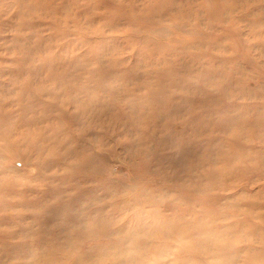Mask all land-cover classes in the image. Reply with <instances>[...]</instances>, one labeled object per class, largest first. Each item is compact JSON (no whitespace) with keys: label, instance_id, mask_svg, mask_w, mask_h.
<instances>
[{"label":"rangeland","instance_id":"obj_1","mask_svg":"<svg viewBox=\"0 0 264 264\" xmlns=\"http://www.w3.org/2000/svg\"><path fill=\"white\" fill-rule=\"evenodd\" d=\"M36 2L45 7L29 9ZM260 7L258 0H1L0 131L16 134L24 158L0 186V264L32 250L56 264L97 234H127L128 264H175L189 250L206 264H259L245 226L264 228V184L228 177L264 138V123L256 124L264 117V39L260 22L254 35L246 30ZM179 69L180 80L159 84L157 72ZM156 86L169 101L150 102ZM173 106L167 126L204 111L213 120L193 117L155 137ZM232 117L238 121L227 122ZM124 123L138 139L126 130L118 136L119 145L135 146L113 157L116 183H99V161L81 173L82 143ZM228 220L236 227H221Z\"/></svg>","mask_w":264,"mask_h":264},{"label":"clouds","instance_id":"obj_2","mask_svg":"<svg viewBox=\"0 0 264 264\" xmlns=\"http://www.w3.org/2000/svg\"><path fill=\"white\" fill-rule=\"evenodd\" d=\"M257 0H253L256 3ZM258 3L264 4V0H258ZM231 6V5H229ZM249 6H252L251 4ZM260 22L261 27L255 30L260 32L259 39H264V7L258 8V11L252 16L248 17L246 29L249 31V35H254L252 28ZM139 56V53L137 54ZM261 70L264 71V65H261ZM131 69L129 72L131 73ZM177 115L176 107L162 112L160 116V127L156 133L157 135H164L169 132L174 126L183 125L193 117H202L204 121L211 122L213 120L212 113L210 111H204L199 113H193L191 118H185L179 123L171 126H167L166 122ZM118 128H122L120 132L113 133L112 129H108L100 137L97 138V142L87 143L83 142L81 147L86 153L81 163L83 165L81 173L86 171V166L90 163L99 161L102 165L100 174L97 179L102 185H111L116 183V170L111 166L114 163L113 157L123 155L128 152L130 148L135 145L118 144V136L124 134V130L128 131L134 139H138L137 133L132 131L133 125L124 123L117 125ZM15 133L4 129L0 131V186L7 188L9 186V173L20 172L14 165L18 159H23V148L15 140ZM140 135H143L141 132ZM260 144V149L255 152H247L243 156L239 157L232 167L235 169V173L228 177L230 180H243L251 179L255 177L257 183L264 184V139L257 141ZM37 167H41L43 161L37 158L33 161ZM120 172H124V169H120ZM80 173V174H81ZM127 178V177H123ZM160 219H165L164 208L159 210ZM162 223H158L159 227ZM221 227H236V224L232 220H228L226 224ZM247 238L245 239V245L257 255L259 264H264V228L256 229L254 225H246ZM95 247V252L89 253V249ZM133 251L132 241L128 238L127 234L114 236L108 240L103 235L97 234L94 238H82L78 246L72 250L71 255L67 258H59L56 264H101V257L104 258L103 264H128V254ZM244 251V248L241 249ZM186 259L187 264H191L193 260L199 259L200 264H206V261L197 256L193 251H185L177 258L175 264H180L182 260ZM17 264H51V261L43 253L32 250L27 256L18 257ZM170 264L173 262L170 261Z\"/></svg>","mask_w":264,"mask_h":264},{"label":"bare ground","instance_id":"obj_3","mask_svg":"<svg viewBox=\"0 0 264 264\" xmlns=\"http://www.w3.org/2000/svg\"><path fill=\"white\" fill-rule=\"evenodd\" d=\"M1 1V0H0ZM21 5H23V2L20 1ZM44 3V2H43ZM35 3L34 5H31L30 6V3L27 5L29 7V9H33L35 7V5L37 6H41V7H45V3ZM42 8V9H43ZM177 31L181 32L182 29H180V27H177L176 28ZM258 45V44H257ZM156 75L158 76V80H159V84L162 82H166V81H172V80H175V79H178L180 80V76L183 75V73H181L180 69L179 70H173V71H170V73H166L165 75H163V72H157ZM154 76V75H153ZM138 78H141L143 77L142 75H140L139 73L136 74L135 73V78L137 79ZM147 77V76H145ZM151 77H149L148 79H151ZM167 89L163 86H156V87H153V89H149V95L150 98V102L152 103L153 101H156L157 99L161 101V103L163 101H169L167 97H171V94L168 93V91H166ZM181 92H183V89L181 90ZM159 101V102H160ZM157 103V102H156ZM151 105V104H150ZM157 107H159L157 104H153ZM238 121V117H232L230 119L227 120V122H237ZM257 126L258 125H262L264 123V117H259L257 120ZM264 139V138H261V140Z\"/></svg>","mask_w":264,"mask_h":264}]
</instances>
